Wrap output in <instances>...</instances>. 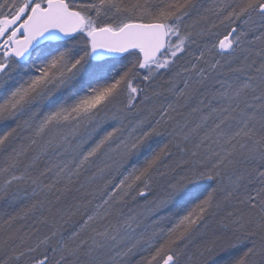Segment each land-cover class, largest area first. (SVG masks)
Masks as SVG:
<instances>
[{
  "label": "snow or ice",
  "instance_id": "6c2138e0",
  "mask_svg": "<svg viewBox=\"0 0 264 264\" xmlns=\"http://www.w3.org/2000/svg\"><path fill=\"white\" fill-rule=\"evenodd\" d=\"M0 264H264V0H0Z\"/></svg>",
  "mask_w": 264,
  "mask_h": 264
}]
</instances>
